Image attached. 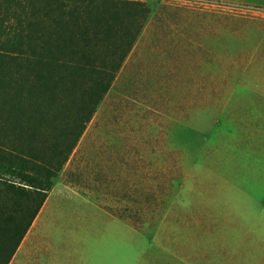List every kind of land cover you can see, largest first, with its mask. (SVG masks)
Here are the masks:
<instances>
[{"label":"crops","instance_id":"0c3cea01","mask_svg":"<svg viewBox=\"0 0 264 264\" xmlns=\"http://www.w3.org/2000/svg\"><path fill=\"white\" fill-rule=\"evenodd\" d=\"M143 1L141 32L31 224L62 229L59 264H161L137 258L136 239L177 210L229 122L238 176L264 184V0ZM62 210L78 217L64 229Z\"/></svg>","mask_w":264,"mask_h":264},{"label":"trees","instance_id":"16d2710c","mask_svg":"<svg viewBox=\"0 0 264 264\" xmlns=\"http://www.w3.org/2000/svg\"><path fill=\"white\" fill-rule=\"evenodd\" d=\"M149 13L143 0H0V264L13 258Z\"/></svg>","mask_w":264,"mask_h":264},{"label":"rangeland","instance_id":"374dc122","mask_svg":"<svg viewBox=\"0 0 264 264\" xmlns=\"http://www.w3.org/2000/svg\"><path fill=\"white\" fill-rule=\"evenodd\" d=\"M233 125L239 131V122H229L207 145L175 205L177 210L158 233L149 240L137 237V258L161 264H264V184L254 186L248 175L249 183H244L238 176L236 166L244 154L236 145L243 139L224 128ZM230 180L236 186L228 185ZM62 212L63 229L78 220L70 210ZM58 230L48 218L41 228L35 222L9 264H59L69 259L64 232Z\"/></svg>","mask_w":264,"mask_h":264}]
</instances>
